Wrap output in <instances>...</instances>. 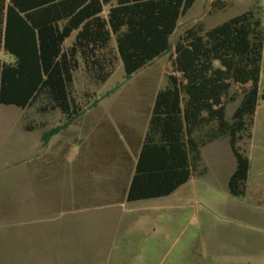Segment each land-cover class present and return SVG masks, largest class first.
Returning a JSON list of instances; mask_svg holds the SVG:
<instances>
[{
	"label": "rangeland",
	"instance_id": "rangeland-1",
	"mask_svg": "<svg viewBox=\"0 0 264 264\" xmlns=\"http://www.w3.org/2000/svg\"><path fill=\"white\" fill-rule=\"evenodd\" d=\"M212 1L196 0L180 17L172 45L197 20L210 28L254 7L264 19V0H221L226 7L210 13ZM169 69L164 54L128 78L119 62L101 85L77 72L78 95L92 96L75 123L46 141L63 123L58 112L0 104V264H264V44L243 195L227 189L235 166L227 138L202 148L203 175L160 198L122 204L113 170L90 165L85 119L143 131L144 109ZM237 103L227 104V119Z\"/></svg>",
	"mask_w": 264,
	"mask_h": 264
},
{
	"label": "trees",
	"instance_id": "trees-1",
	"mask_svg": "<svg viewBox=\"0 0 264 264\" xmlns=\"http://www.w3.org/2000/svg\"><path fill=\"white\" fill-rule=\"evenodd\" d=\"M195 1L0 0V52L12 57L0 56V104L36 105L41 115L58 112L63 123L42 135L46 141L75 123L87 104L84 98L92 96L78 95L77 72L101 85L119 62L128 78L169 54L166 83L144 109L143 131L123 123L116 130L103 121L102 132L88 141L94 169L113 170L112 194L118 200L164 197L203 175L202 148L227 138L235 161L227 189L243 195L264 44L262 10L247 9L210 28L197 20L172 45L178 19ZM225 7L213 0L209 12ZM235 101L227 119L226 106Z\"/></svg>",
	"mask_w": 264,
	"mask_h": 264
},
{
	"label": "crops",
	"instance_id": "crops-1",
	"mask_svg": "<svg viewBox=\"0 0 264 264\" xmlns=\"http://www.w3.org/2000/svg\"><path fill=\"white\" fill-rule=\"evenodd\" d=\"M106 13H107V7H104L103 9H102V12H101V15L102 16H106ZM182 17V16H181ZM180 19V18H179ZM178 19V20H179ZM177 24H178V22H177ZM177 27V26H176ZM74 33L75 32H72L71 33V35H70V37L68 38V40H67V42H71L72 41V39H73V37H74ZM174 33V32H173ZM172 36V35H171ZM170 40H171V38H170ZM156 91V90H155ZM105 119H99V120H95V121H90V122H86V119H85V128H84V132H85V135H86V137H87V140L89 141V143L91 142L92 143V141L94 140V137H95V135L96 134H100L101 132H102V129L100 128H98L101 124H102V122L104 121ZM117 125V124H116ZM113 126V125H112ZM130 127H132V126H130ZM114 128L117 130V126H115L114 125ZM132 128H134V127H132ZM96 138V137H95ZM91 148H92V146H91ZM90 165H91V167L94 169V167H93V165H92V163H90ZM107 169H105L104 171H106ZM98 171H99V169H98ZM160 198V197H159ZM122 204H124L126 201H120Z\"/></svg>",
	"mask_w": 264,
	"mask_h": 264
}]
</instances>
